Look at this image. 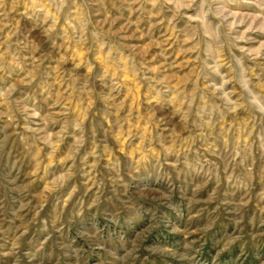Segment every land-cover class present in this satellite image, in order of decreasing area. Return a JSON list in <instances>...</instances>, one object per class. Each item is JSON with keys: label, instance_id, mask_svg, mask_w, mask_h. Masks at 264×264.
<instances>
[{"label": "rangeland", "instance_id": "rangeland-1", "mask_svg": "<svg viewBox=\"0 0 264 264\" xmlns=\"http://www.w3.org/2000/svg\"><path fill=\"white\" fill-rule=\"evenodd\" d=\"M0 264H264V0H0Z\"/></svg>", "mask_w": 264, "mask_h": 264}]
</instances>
